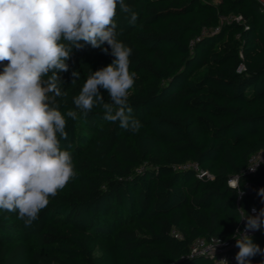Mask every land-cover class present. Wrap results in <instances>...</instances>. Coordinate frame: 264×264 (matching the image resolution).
<instances>
[{
	"label": "trees",
	"instance_id": "1",
	"mask_svg": "<svg viewBox=\"0 0 264 264\" xmlns=\"http://www.w3.org/2000/svg\"><path fill=\"white\" fill-rule=\"evenodd\" d=\"M126 3L136 23H128L118 4L115 21L118 39L132 49L129 71L136 76L128 104L141 127L131 132L105 120L102 107L87 115L75 109L73 97L90 71L114 59L110 48L106 54L81 41L60 74L68 94L57 98L67 133L60 147L72 156L75 176L30 226L18 210L0 209V264H214L192 253L193 243L230 239L243 226L236 209L251 215L252 205L264 208L257 194L264 166L247 177L252 190L239 202L228 184L264 149L258 1ZM7 63L0 62V73ZM72 71L80 73L74 85ZM70 110L76 119L67 117ZM199 170L213 177H200ZM250 236L264 248V230ZM252 259L261 264V255Z\"/></svg>",
	"mask_w": 264,
	"mask_h": 264
},
{
	"label": "clouds",
	"instance_id": "2",
	"mask_svg": "<svg viewBox=\"0 0 264 264\" xmlns=\"http://www.w3.org/2000/svg\"><path fill=\"white\" fill-rule=\"evenodd\" d=\"M117 4L134 25L137 13L126 0H0V62L8 61L0 73V209L18 210L25 226L75 176L72 156L60 147L67 133L57 98L68 94L60 74L69 70L67 61L74 48L83 47L81 41L106 54L110 48L114 59L90 71L73 97L75 109L87 115L102 107L105 120L131 132L141 127L128 104L136 73L129 71L132 49L118 39ZM71 76L74 85L80 73L72 71ZM100 88L108 92L110 102H105ZM66 115L76 119L77 112ZM241 175L228 181L239 197L244 195ZM257 194L264 203V188ZM236 211L244 230L237 229L232 237L239 249L235 260L253 264V257L264 256V248L248 233L264 230V208H253V215L243 208Z\"/></svg>",
	"mask_w": 264,
	"mask_h": 264
},
{
	"label": "built area",
	"instance_id": "3",
	"mask_svg": "<svg viewBox=\"0 0 264 264\" xmlns=\"http://www.w3.org/2000/svg\"><path fill=\"white\" fill-rule=\"evenodd\" d=\"M259 3V9L264 16V0H256ZM236 19L240 20L241 16H237ZM238 71H242L244 69V65L240 64L237 68ZM260 166H264V149L258 150V152L254 153L249 159L248 164L241 170L239 174H233L229 177V180L234 178L237 175H241V189L246 195L250 193L252 190V181L247 178L248 176L254 175L256 171L260 168ZM251 169H255V171H251ZM198 175L201 177L203 175H207L208 177H213L207 170H199ZM260 189V188H259ZM243 195V196H244ZM242 196V197H243ZM238 196L237 202L242 198ZM255 208L257 211L261 209V205L254 204L250 208V214L253 215L252 209ZM240 230H244V222ZM257 231L249 232L248 235H252ZM176 236H180L178 233H175ZM220 241V244L219 241ZM218 244V245H217ZM217 245V246H216ZM215 250V251H214ZM239 251L236 247V241L233 238L226 239L220 236H211L209 238H199L197 239L193 245L191 246L192 253H201L208 258H210L214 264H221L220 260L226 259L228 264H237L235 260V255ZM262 261H264V256H261Z\"/></svg>",
	"mask_w": 264,
	"mask_h": 264
},
{
	"label": "water",
	"instance_id": "4",
	"mask_svg": "<svg viewBox=\"0 0 264 264\" xmlns=\"http://www.w3.org/2000/svg\"><path fill=\"white\" fill-rule=\"evenodd\" d=\"M207 257V256H206Z\"/></svg>",
	"mask_w": 264,
	"mask_h": 264
}]
</instances>
